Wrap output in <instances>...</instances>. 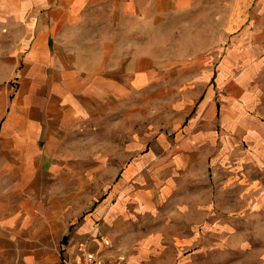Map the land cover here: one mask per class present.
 I'll return each mask as SVG.
<instances>
[{"label": "rangeland", "instance_id": "rangeland-1", "mask_svg": "<svg viewBox=\"0 0 264 264\" xmlns=\"http://www.w3.org/2000/svg\"><path fill=\"white\" fill-rule=\"evenodd\" d=\"M165 25L154 51L179 75L99 126L93 226L125 264H264V0H205Z\"/></svg>", "mask_w": 264, "mask_h": 264}, {"label": "crops", "instance_id": "crops-1", "mask_svg": "<svg viewBox=\"0 0 264 264\" xmlns=\"http://www.w3.org/2000/svg\"><path fill=\"white\" fill-rule=\"evenodd\" d=\"M204 1H0V264H79L82 246L108 258L88 196L94 135L179 75L154 36Z\"/></svg>", "mask_w": 264, "mask_h": 264}, {"label": "built area", "instance_id": "built-area-1", "mask_svg": "<svg viewBox=\"0 0 264 264\" xmlns=\"http://www.w3.org/2000/svg\"><path fill=\"white\" fill-rule=\"evenodd\" d=\"M81 247L79 264H124L120 258H106L101 254L90 253Z\"/></svg>", "mask_w": 264, "mask_h": 264}]
</instances>
